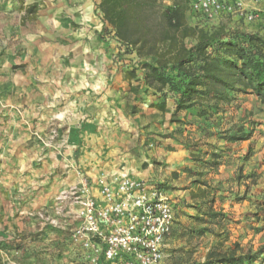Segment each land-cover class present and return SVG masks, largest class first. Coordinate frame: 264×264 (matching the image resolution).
<instances>
[{"label":"rangeland","instance_id":"374dc122","mask_svg":"<svg viewBox=\"0 0 264 264\" xmlns=\"http://www.w3.org/2000/svg\"><path fill=\"white\" fill-rule=\"evenodd\" d=\"M35 1L39 3L35 18L24 19L26 6ZM189 1L164 0L163 4L168 7L175 2L182 3L187 10L189 24L211 26L192 14ZM51 2L0 0V254L3 264H90L86 252L71 238V228L79 221L67 214V211L77 208L72 199H67V193L83 181L94 186L102 176L110 173L103 171L98 178H92L76 169L79 157L96 150L85 140L80 143L73 141L74 128L70 127L69 120L75 114L73 109L86 99V89L80 88L78 81L71 76L79 75L78 71L71 70L75 67L70 64L74 57L70 50L71 36L63 29H57L58 25L50 24L49 19L53 20V17H49L46 11ZM219 25L226 31H257V24H247L232 17L222 18ZM111 32V26H107L97 36L98 41H110ZM194 41L187 39L188 43ZM140 59L134 50L124 48L119 42L118 50L104 67L110 71L114 66L123 72L122 75H126L128 68L137 67L143 76ZM49 60L53 64L49 65ZM82 67L89 66L83 63ZM76 69L80 70V66ZM122 96L128 104L129 118H133V108L138 109V102L146 97L143 91L134 93L131 88L129 94ZM139 117L136 115V122ZM178 117L182 121L176 122L181 124L178 128L187 125L193 129L188 131L185 128L187 134L179 131V137H183L193 160L212 158V152H221V161L234 164L233 150L247 148V157L251 159L248 168L256 163L258 167L264 165V104L256 96L236 95L224 110L209 120L210 125L206 129L214 132L211 136L185 121L187 118L191 120V116L186 117L185 114L182 118L181 112ZM239 127L253 131L248 146L241 149L224 146L221 133ZM152 134L154 132L147 130L145 124L108 125L102 127L99 136L106 138H102L104 144L101 145L108 152L118 142L130 139L124 153H133L138 165L145 156L143 151L151 148L149 139L154 137ZM129 167L127 164L126 168ZM235 167H225L218 176L210 177V181L238 191L240 195L233 199L237 204L245 195L243 189H258L256 194L260 202L256 207L251 206V210L250 207L248 210L234 207L226 212L219 211L222 214L220 224L213 228L217 235L209 234L181 246L183 251L185 247L192 249L190 256H182L189 263L194 260L203 264V256L199 257V254L203 255L207 248H210L209 252L215 248L225 251L240 245L237 253H247L264 247V168L260 173L251 172L249 178L241 166L237 170ZM111 173L113 180L121 175L117 171ZM81 175L82 179L79 178ZM259 213L261 215L256 218ZM261 255L264 257V252Z\"/></svg>","mask_w":264,"mask_h":264},{"label":"crops","instance_id":"0c3cea01","mask_svg":"<svg viewBox=\"0 0 264 264\" xmlns=\"http://www.w3.org/2000/svg\"><path fill=\"white\" fill-rule=\"evenodd\" d=\"M99 2L100 0H52L46 11L49 17H53V20L49 19L50 24L52 22L54 26L58 25L57 29H63L68 36H71L70 50L74 57L70 64L75 65L71 70L79 72V75L71 76L78 81L80 88L86 89L84 96L86 99L82 100L78 108L73 109L75 114L69 123L70 127L74 128L73 141L80 143L85 140L88 144L92 143L96 151L91 154L85 152L79 157L76 169L92 178H98L103 171H110L105 176L108 180H113L109 174H112L111 171H117L121 172L120 177L127 175L134 179L161 183L165 196L172 201L174 208L173 231L166 242V257L163 264H202L194 260L187 262L182 256H190L192 249L185 247L183 251L180 249L181 246L217 232L213 228H217L220 224V216L214 217L212 213L226 212L228 208L234 207L245 210L250 207L251 210V206L256 207L260 202L256 194L258 189L249 187L243 189L244 200L241 199L237 204L233 199L240 193L233 188L225 189L221 185L212 183L210 180L213 175L218 176V172H222L225 167L233 168L236 165V170L241 166L246 177L250 178L253 172H262L264 165L258 167L259 164L256 163L248 168L251 159L247 157V148L241 151L233 150L234 164H226L220 158V165L214 167L208 163L212 158L203 157L201 160H193L183 137H179L181 136L179 131L187 134L193 129L182 125L181 128H184L182 130L178 128L181 124L172 120L175 111L173 98H167V111H162L153 105L160 101V93L143 92L146 98L138 102L139 107L135 116L129 118L128 104L122 95L130 93L131 85L141 83L142 91L146 86L139 70V81L130 80L114 66L110 71L105 70L104 66L118 50L119 42L113 31L110 41L102 43L98 41L97 36L108 26L98 8ZM74 26L77 28L75 29ZM83 63L89 67L84 69ZM51 64L53 61L49 60V65ZM76 66H80V70L76 69ZM136 115L140 116L137 122ZM184 116L185 112H182V118ZM144 124L147 130L154 132L152 134L154 137L149 139L152 141L149 144L151 148L143 151L145 156L141 157L142 160L138 165L133 153H124L130 139L127 142H118L109 152L101 145L104 144L103 139H106L104 136H99L104 126H143ZM223 142L224 146L241 149L247 147L250 141L248 139L234 143L226 140ZM127 164L130 165L129 168H126ZM79 178L82 179L83 176ZM93 188L95 195L100 196L98 181ZM262 205L261 203L260 206ZM246 212L248 211L244 213ZM259 215L261 214H256L255 217L258 218ZM209 250L210 248H207L203 255L199 254V257L203 256V264H215L205 262ZM256 264L259 262L256 261Z\"/></svg>","mask_w":264,"mask_h":264},{"label":"trees","instance_id":"16d2710c","mask_svg":"<svg viewBox=\"0 0 264 264\" xmlns=\"http://www.w3.org/2000/svg\"><path fill=\"white\" fill-rule=\"evenodd\" d=\"M164 0H100L98 8L105 24L111 26L124 48L134 50L141 58L144 70L143 92L160 93L153 104L167 111V98L174 99L173 121L185 112L188 121L208 135L206 126L213 116L224 110L238 94H251L264 104V35L258 32L226 31L221 25H191L184 4L175 2L164 7ZM39 10L36 1L26 6L24 19L35 18ZM194 39L188 43L187 39ZM138 68H128L126 77L139 81ZM131 91H142L141 83L131 85ZM137 112L136 107L132 110ZM184 121V122H185ZM252 130L239 127L221 133L227 142L251 138ZM208 163L218 167L221 152H212ZM242 199V198H239ZM212 216H222L212 213ZM259 230V229H258ZM240 245L213 249L207 257L215 264H264V247L257 252L237 253ZM0 264H3L0 254Z\"/></svg>","mask_w":264,"mask_h":264},{"label":"built area","instance_id":"2783aa9c","mask_svg":"<svg viewBox=\"0 0 264 264\" xmlns=\"http://www.w3.org/2000/svg\"><path fill=\"white\" fill-rule=\"evenodd\" d=\"M189 9L211 26L232 17L257 24L254 32L264 35V0H190ZM98 184L100 196L83 181L66 197L77 206L67 211L68 216L79 221L71 228V238L86 252L89 263L163 264L174 208L162 187L127 175L115 180L102 176Z\"/></svg>","mask_w":264,"mask_h":264}]
</instances>
